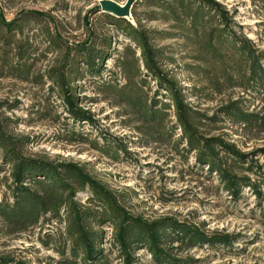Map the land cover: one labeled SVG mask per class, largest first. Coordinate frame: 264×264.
<instances>
[{
  "label": "rangeland",
  "instance_id": "obj_1",
  "mask_svg": "<svg viewBox=\"0 0 264 264\" xmlns=\"http://www.w3.org/2000/svg\"><path fill=\"white\" fill-rule=\"evenodd\" d=\"M102 1L0 0V21L15 24L8 32L0 23L3 137L26 158L80 167L133 218L185 223L206 239L231 236L230 246L174 243V259L264 264V126L240 124L222 112L235 104L264 117V87L248 84L249 62L241 54L243 48L255 56L264 74V0H184L191 2L190 18L202 10L194 26L175 0H136L124 18L102 11ZM111 1L123 7L128 0ZM143 41L152 63L142 54ZM86 50L95 55L93 68L84 62ZM173 94L193 117L199 138L234 151L219 157L251 183L240 187L238 198L188 149ZM135 95L154 105L160 128L150 130L131 112L124 101ZM67 97L82 116L69 112ZM3 156L0 148V205L13 203L14 189ZM73 199L94 215L100 260L87 261L75 250L66 210L25 230L0 216V257L24 264H123L112 244L120 215L88 188L78 187ZM134 258V264L153 263L144 248Z\"/></svg>",
  "mask_w": 264,
  "mask_h": 264
},
{
  "label": "trees",
  "instance_id": "obj_2",
  "mask_svg": "<svg viewBox=\"0 0 264 264\" xmlns=\"http://www.w3.org/2000/svg\"><path fill=\"white\" fill-rule=\"evenodd\" d=\"M174 3L178 6V10H188L186 18L192 20L193 25L191 26H194L202 10L197 8L192 19L190 18L191 2L184 4L186 3L184 0H175ZM110 18L114 19L113 17ZM0 23L8 32H13L15 27L13 21L6 23L1 20ZM141 48L146 63H152V51L147 42L143 41ZM83 53L86 54L84 62L87 66L93 68V57L95 55L88 50ZM241 54L249 62L248 84L258 82L264 87V74L256 64L257 58L250 55L243 48L241 49ZM98 59H102V57H97ZM146 68L150 69L148 65H146ZM171 100L176 107L177 124L183 129L184 140L188 149L194 148L197 151L196 161L198 164L201 166L206 165L209 172L213 170L216 175H219L220 181L223 182V188L232 194L234 198H238L240 187L246 184L250 186L251 183L233 175L228 168H224L219 157V154L224 150L225 154L227 151L232 153L234 151L219 140H203L199 138L191 125L193 117L188 114L187 108L180 97L177 94H173ZM65 102L73 116L79 117L83 115L81 111L75 110L69 97L65 98ZM124 102L131 112L140 118L141 122L151 126L150 130L154 127L160 128L162 122L157 117V112L153 111L154 105H148L138 95L127 97ZM162 107L165 109L166 106ZM224 111L225 116L235 118L240 124L253 128L264 126V117L244 114L235 107V104L225 107L222 112ZM0 148L4 152V161L8 162L12 167L11 176L14 182L13 203L0 205V216L17 226L18 230H25L27 227L35 225L40 217L47 214L57 216L60 210H66L69 218L70 233L74 237L75 250L83 251V258L87 261L100 260L104 251L99 248V233L92 231L90 225L91 218L94 219V215L88 210L80 209L73 199L78 187L90 189L93 196L101 201V205H109V209L116 211L120 215L117 225L114 226L112 244L117 249V256L123 261V264L138 262L134 258V254L139 248H144L151 254L154 264H186V262L172 257V251L174 250L171 247L172 244L179 243L186 248L203 243L209 245H231V236H212L206 239L196 229H192L185 223L170 219L146 223L140 218H133L119 207L111 193L85 174L80 167L71 164L55 166L44 161L26 158L17 151L16 143L9 138H4L1 132ZM233 161L235 162L236 160L233 159ZM24 182L32 183L38 188L34 191L29 187L23 186ZM101 222H103L102 219H100L99 223ZM0 264L24 263L0 257Z\"/></svg>",
  "mask_w": 264,
  "mask_h": 264
},
{
  "label": "water",
  "instance_id": "obj_3",
  "mask_svg": "<svg viewBox=\"0 0 264 264\" xmlns=\"http://www.w3.org/2000/svg\"><path fill=\"white\" fill-rule=\"evenodd\" d=\"M135 1L136 0H128L126 4L122 7L114 1L105 0L100 2V8L102 11L107 12L111 15H114L119 18H124L129 15V10Z\"/></svg>",
  "mask_w": 264,
  "mask_h": 264
}]
</instances>
